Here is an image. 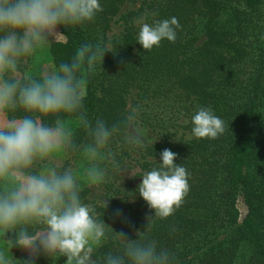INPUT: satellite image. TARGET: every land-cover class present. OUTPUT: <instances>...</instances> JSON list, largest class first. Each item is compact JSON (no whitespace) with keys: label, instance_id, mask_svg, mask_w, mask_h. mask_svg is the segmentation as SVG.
I'll use <instances>...</instances> for the list:
<instances>
[{"label":"trees","instance_id":"obj_1","mask_svg":"<svg viewBox=\"0 0 264 264\" xmlns=\"http://www.w3.org/2000/svg\"><path fill=\"white\" fill-rule=\"evenodd\" d=\"M130 1L100 0L103 11L94 21L60 27L64 39L50 43V53L58 66L81 43L108 44L113 51L106 52L87 83L89 118L112 123L139 106L140 123L165 131V137L142 148L121 142L118 164L137 151L141 176L159 168L161 152L171 149L178 154L175 162L190 174V187L183 204L165 219L154 217L145 200L128 204V213L117 215V209H105L92 198L90 187H84L82 196L96 205L106 224L129 239H137L147 229V218L154 217L147 235L175 254L174 264H264V0H142L139 8L121 14L123 30L111 39V21ZM141 13L148 24L176 17L181 25L176 41L164 39L145 50L137 41L135 17ZM199 106H211L225 132L214 140L193 134L171 140L166 131L181 125L183 117L192 133ZM84 135L80 131L81 139ZM105 186L115 188L108 180ZM110 226L97 256L122 248ZM66 260L41 254L35 264Z\"/></svg>","mask_w":264,"mask_h":264},{"label":"clouds","instance_id":"obj_2","mask_svg":"<svg viewBox=\"0 0 264 264\" xmlns=\"http://www.w3.org/2000/svg\"><path fill=\"white\" fill-rule=\"evenodd\" d=\"M101 11L100 0H0V264H35L41 254L53 261L66 256L65 264L176 260L147 233L154 217L173 215L188 194L190 174L175 162L177 153L164 149L160 167L141 175L137 190L155 216L137 239L114 231L82 196L85 186L104 183L110 168H119L121 142L135 148L145 143L139 106L112 123L90 119L85 107L88 80L111 47L84 42L58 66L33 70L38 53L58 42L61 26H83ZM180 27L176 17L145 22L137 41L151 50L164 39L175 42ZM192 123L197 139L214 140L226 130L211 106H199ZM109 226L122 248L97 256ZM9 233L13 238H6ZM16 246L29 258L15 259Z\"/></svg>","mask_w":264,"mask_h":264},{"label":"rangeland","instance_id":"obj_3","mask_svg":"<svg viewBox=\"0 0 264 264\" xmlns=\"http://www.w3.org/2000/svg\"><path fill=\"white\" fill-rule=\"evenodd\" d=\"M142 0H133L128 2L122 9L121 13L115 16L111 21V30L109 31V37L112 39L114 36H118L123 30V20L121 19V14L131 10L137 9L141 5ZM135 22L137 24L145 23V13H141L139 16L135 17ZM58 39H64L61 34ZM204 40L202 37L199 41L201 43ZM48 66L49 68L56 67L51 53L50 44L38 53V60L33 66L34 71H39L42 67ZM132 98H129V104H131ZM181 125L166 131L169 132V137L171 140L178 141L181 138H190L192 133L184 127L188 123V118L183 117L179 120ZM141 124V123H140ZM145 133V143H153L164 139L165 134L161 130L153 129L148 125L141 124ZM138 152L133 153V158L126 160L119 168H110L109 174L105 179L114 185V189L109 191L105 186V182L97 186H88L92 190V198L99 201L100 203L107 206L113 207L121 212L122 215L128 213L130 205H139L143 202V197L140 196L138 192V186L141 183L143 177L138 173L141 171L135 158H138ZM130 216V215H129ZM6 238H10L9 236ZM11 252L15 259L22 261L23 259L29 258V253L20 247L16 246L11 249ZM18 264V262H17Z\"/></svg>","mask_w":264,"mask_h":264}]
</instances>
